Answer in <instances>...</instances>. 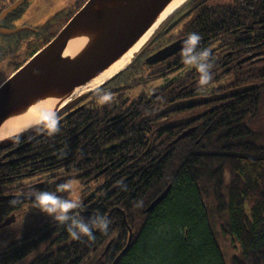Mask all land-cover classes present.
<instances>
[{"label": "flooded vegetation", "instance_id": "flooded-vegetation-1", "mask_svg": "<svg viewBox=\"0 0 264 264\" xmlns=\"http://www.w3.org/2000/svg\"><path fill=\"white\" fill-rule=\"evenodd\" d=\"M66 1L55 0L52 8L46 10L52 14L34 21L29 9L33 0H0V66L5 62L10 65L6 72L0 68V84L55 38L87 0H79L70 7H66ZM195 2L191 0L162 22L130 65L57 117L62 120L58 126L64 130L56 133H61L64 149L56 154L33 152L34 159L30 163L35 168L25 169L30 171V176L21 183L48 188L55 180L50 175L59 167L64 168V177L70 178L67 182L80 184L82 206L77 210H89L96 203L94 197L98 193L146 191L143 188L149 178L157 176L151 172L165 171L170 167L165 162L171 157L176 176L187 160L180 148L183 141L193 140L194 144L202 146L226 142L223 147H228L232 143L244 144L245 131L252 129L256 139L250 142L264 144V73L261 76L264 19L245 28L229 30L228 37L234 36L232 41L201 39L199 47L209 49L214 66L213 81L204 90L198 83L196 69L183 63L181 49L166 60L155 64L147 62L150 55L187 36L189 15L196 7ZM176 21L179 22L172 27ZM247 35H250L248 40ZM247 85L254 87L238 90ZM105 92H111L112 99L98 103ZM77 108L75 114L64 118ZM46 128L47 125L1 151L0 157L9 151L13 153L0 159V167L19 161H25L21 165L27 166L30 154L26 148L50 134L48 131L31 142ZM215 136L225 137V140ZM191 153L198 155V146ZM3 179L0 175V191L4 187ZM128 183L129 188L126 187ZM156 185L151 192L159 191L158 195L171 186L160 189ZM15 195L30 198L24 193ZM157 196L147 205L146 211ZM132 206L129 202V209ZM12 216L15 220V215L7 219ZM136 219L131 214V222ZM124 221L127 224L126 218ZM3 223L0 226L3 227ZM113 242L114 239L108 242L103 255ZM0 245L5 246L4 243ZM39 253L37 250L36 255ZM4 254L1 249L0 260Z\"/></svg>", "mask_w": 264, "mask_h": 264}, {"label": "trees", "instance_id": "trees-1", "mask_svg": "<svg viewBox=\"0 0 264 264\" xmlns=\"http://www.w3.org/2000/svg\"><path fill=\"white\" fill-rule=\"evenodd\" d=\"M195 5L189 15L188 33L198 32L202 41H232L234 36L228 37L229 30L264 19V0H196ZM248 74L251 77L253 70ZM58 129L64 130L61 126ZM253 133L252 129L245 131L242 138L246 142L232 143L229 149L223 147L226 142L202 146L193 140L183 141L180 148L187 160L176 176L171 157L165 162L169 168L151 172L157 176L149 178L144 192L98 193L91 209L75 211L86 220L98 214L106 216L109 229H94L90 236L79 240L42 212L32 199L15 195L28 194L30 189L55 192L57 185L70 179L59 167L50 175L55 180L48 188L21 183L30 176L25 169L35 168L30 163L33 152L56 154L64 149L61 133L44 136L26 148L30 154L27 166L19 161L0 167L4 178L0 225L11 215L16 218L10 225L0 226V243L5 245H0L5 251L0 264H17L37 250L40 253L29 264H112L127 245L129 227L134 230L131 245L115 264H264V144L250 142L256 139ZM196 146L198 155L191 153ZM155 183L160 189L169 184L171 188L148 212L147 205L159 193L151 192ZM69 194L59 193L65 197ZM13 200L18 202L13 204ZM129 202L141 213L135 222L130 220ZM21 225L22 235L18 237L15 229ZM111 239L114 242L103 255Z\"/></svg>", "mask_w": 264, "mask_h": 264}, {"label": "water", "instance_id": "water-1", "mask_svg": "<svg viewBox=\"0 0 264 264\" xmlns=\"http://www.w3.org/2000/svg\"><path fill=\"white\" fill-rule=\"evenodd\" d=\"M172 1L87 0L55 38L37 51L0 85V130L9 119L18 120L32 113L34 107L50 99L56 102L52 113L60 116L110 81L139 55L154 31L147 41L133 53L131 60L124 68L104 79L97 87H86L131 50L143 35L152 28L161 13ZM5 15L6 13H4ZM178 22L176 21L172 27ZM185 38L175 40L161 48L150 55L147 62L155 64L173 56L181 49ZM78 39H82L83 43L77 50L67 52L68 49L70 50L71 42ZM253 87V85H248L238 90L247 91ZM173 109L174 107L170 110ZM78 110L79 108L71 111L64 118L70 117ZM44 119L29 124L17 132L12 131L3 134L0 138V152L45 127L47 124ZM58 121L60 123L62 120ZM47 132L48 127L33 138L31 142L39 139ZM12 153L13 151L6 152L0 159ZM170 188L169 185L149 205L147 210L155 208L167 196ZM13 220L14 217L12 216L3 223V226L10 224ZM131 240L132 230H130L126 247L112 264H115L129 249Z\"/></svg>", "mask_w": 264, "mask_h": 264}, {"label": "clouds", "instance_id": "clouds-1", "mask_svg": "<svg viewBox=\"0 0 264 264\" xmlns=\"http://www.w3.org/2000/svg\"><path fill=\"white\" fill-rule=\"evenodd\" d=\"M201 35L198 32H190L182 42L180 55L183 63L192 66L199 74L198 83L204 90L210 86L213 78V63L210 59V51L207 48H200ZM112 99L111 92H105L100 96L98 103H106ZM58 114L52 113L45 116L44 122L47 124L50 134H55L58 129ZM73 185L70 182L59 184L56 191L38 190L29 192L27 195L33 200L34 204L40 210L46 213L51 219L66 227L73 239H81L82 236H90L94 229L107 232L110 220L103 215H95L87 220L77 215V209H80L82 202L78 197H65L59 195L60 192H71ZM18 201L13 200L15 204ZM18 237L22 235V225L15 229Z\"/></svg>", "mask_w": 264, "mask_h": 264}, {"label": "bare ground", "instance_id": "bare-ground-1", "mask_svg": "<svg viewBox=\"0 0 264 264\" xmlns=\"http://www.w3.org/2000/svg\"><path fill=\"white\" fill-rule=\"evenodd\" d=\"M186 0H173L167 8L161 13L157 22L152 26V28L145 34L143 37L129 50L123 57H121L118 61H116L111 67L105 70L99 77L95 78V80L91 81L86 87L93 88L97 87L102 83L104 79H107L114 75L117 71L124 68L129 61L135 51H137L145 41H147L148 37L152 35L153 31L157 29L160 23H162L167 16H169L174 10L180 7ZM83 43L82 39H78L76 41L71 42L67 52L75 51ZM56 102L53 99H50L43 104L34 107L32 109V113L23 116L18 120L9 119L0 130V138L3 134H8L10 132H17L20 129L27 127L29 124L37 123L41 119L45 118L46 114H51L55 109Z\"/></svg>", "mask_w": 264, "mask_h": 264}, {"label": "rangeland", "instance_id": "rangeland-1", "mask_svg": "<svg viewBox=\"0 0 264 264\" xmlns=\"http://www.w3.org/2000/svg\"><path fill=\"white\" fill-rule=\"evenodd\" d=\"M34 2L30 5V11L32 13V19L34 21H39L40 19H43L45 18V16L49 17L52 13L48 14L47 13V9H50L52 8V3L55 1V0H33ZM79 0H67L66 1V7H70L74 4H76ZM31 2V1H30ZM33 23V22H32ZM34 24V23H33ZM160 25V24H159ZM23 55L24 56H27V54H25V52L23 51ZM9 67L10 65L5 62L3 63L0 68L3 70V71H9ZM141 88V87H140ZM233 94V93H230V95ZM224 149H228V147H224ZM216 169H219L220 166H217L215 167ZM25 179H28V178H25ZM71 184L73 185V190L71 192V195H70V198L71 196H75V197H78L79 198V182L78 181H74V182H71ZM138 206L135 207V205H133L131 207V211H132V214H133V217L134 218H140V215L141 213H139L138 211ZM134 231V230H133ZM37 254V251L36 252H33L32 254H30L27 258H25L23 261H21L19 264H29L30 260L35 257Z\"/></svg>", "mask_w": 264, "mask_h": 264}]
</instances>
